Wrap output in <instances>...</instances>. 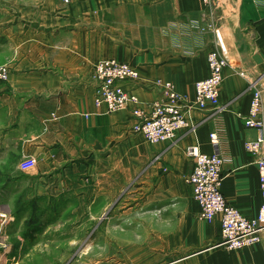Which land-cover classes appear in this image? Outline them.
<instances>
[{
  "label": "crops",
  "instance_id": "1",
  "mask_svg": "<svg viewBox=\"0 0 264 264\" xmlns=\"http://www.w3.org/2000/svg\"><path fill=\"white\" fill-rule=\"evenodd\" d=\"M210 26L229 49L217 112L191 111L190 129L154 145L133 133L132 108L95 105V66L107 60L139 72V81L124 87L146 115L165 101L158 82L193 100L196 83L210 76L208 54L218 48ZM0 65L10 70L0 85V167L22 162L27 169L0 189V215L13 219L2 234L18 227L23 189L36 206L77 201L90 211L98 201L110 207L131 188L132 209L152 219L148 241L133 246L134 264H264V241L242 250L221 246L220 216L201 221L185 181L195 167L189 147L221 152L232 161L224 167L227 202L250 219L264 204L259 157L245 148L258 135L245 126L251 85L262 90L264 104V0H1ZM214 132L219 147L211 143ZM43 209L33 212L35 223Z\"/></svg>",
  "mask_w": 264,
  "mask_h": 264
},
{
  "label": "built area",
  "instance_id": "2",
  "mask_svg": "<svg viewBox=\"0 0 264 264\" xmlns=\"http://www.w3.org/2000/svg\"><path fill=\"white\" fill-rule=\"evenodd\" d=\"M61 1L64 4L70 2ZM203 2L209 5L212 0ZM209 28L216 36L218 48L208 54L210 76L196 83L193 100L177 93L171 83L158 82L157 86L161 89L165 101L151 104L149 115H146L139 107V98L124 87L126 83L139 81V72L128 64L107 60L95 66L92 78L95 105L106 107L109 112L132 108L134 116L138 119L132 128L133 133L142 135L148 143L154 145L173 141L179 132L190 129L188 115L191 111L211 109L217 112L221 108L220 92L224 82V70L230 65L229 49L220 30L211 26ZM245 75V72H241V76ZM9 77V68L0 66V81L7 82ZM251 89L252 99L245 126L255 129L258 135L255 140L247 142L245 148L250 154L259 157L257 166L264 192L263 92L254 84ZM210 140L215 147L221 144L218 132L212 133ZM186 154L195 160L193 173L185 181L192 187L194 198L200 206L199 219L211 223L220 216L223 239L221 246L228 250H242L260 245L264 241V204L257 217L250 219L231 206L223 195L224 167L232 162L231 159L221 152L212 155L201 153L199 148L194 146L189 147ZM12 220L6 215H0L1 230ZM10 250L9 245L0 242V264L10 261L7 258Z\"/></svg>",
  "mask_w": 264,
  "mask_h": 264
},
{
  "label": "rangeland",
  "instance_id": "3",
  "mask_svg": "<svg viewBox=\"0 0 264 264\" xmlns=\"http://www.w3.org/2000/svg\"><path fill=\"white\" fill-rule=\"evenodd\" d=\"M16 159H12L14 163ZM13 162L10 164L15 165ZM21 166L22 162L15 169L0 167V189L4 181L26 171ZM130 190L110 207L108 202L98 201L90 211L77 201L41 203L45 213L38 223L33 212L41 211V204L36 206L29 201L28 191L21 190L17 205L22 207L13 222L18 227L0 236L1 243L13 244L7 256L10 261L4 264H134L133 246L148 241L152 219L147 210L132 209L137 196ZM157 214V223H163Z\"/></svg>",
  "mask_w": 264,
  "mask_h": 264
}]
</instances>
